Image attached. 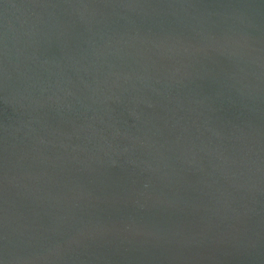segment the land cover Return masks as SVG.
<instances>
[{"label": "water", "instance_id": "1", "mask_svg": "<svg viewBox=\"0 0 264 264\" xmlns=\"http://www.w3.org/2000/svg\"><path fill=\"white\" fill-rule=\"evenodd\" d=\"M0 264H264V0H0Z\"/></svg>", "mask_w": 264, "mask_h": 264}]
</instances>
